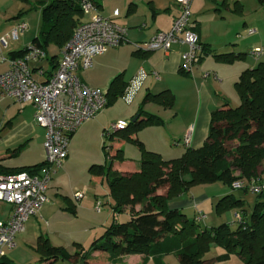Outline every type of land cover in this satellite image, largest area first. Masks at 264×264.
<instances>
[{
    "label": "crops",
    "instance_id": "crops-1",
    "mask_svg": "<svg viewBox=\"0 0 264 264\" xmlns=\"http://www.w3.org/2000/svg\"><path fill=\"white\" fill-rule=\"evenodd\" d=\"M99 4L100 13L103 16L127 29V41L98 55L89 69L80 70L78 75L82 82L91 88H103L108 91L116 77H119L127 85L141 69L145 70L148 75L133 102L127 103L121 96L118 97L95 117L85 121L72 135L69 155L61 168L62 173L71 170L75 145L79 144L85 136L92 135L93 140L103 149L102 131L109 122L124 121L129 123L135 116H139V119L146 118L148 114L158 117L157 123L142 128L131 137L143 142L147 149L160 153L164 159H170L166 158L164 153L167 146L169 151L176 154L187 149L181 141L188 128H192L189 147L194 149L202 147L209 135L212 112L223 108L226 103L232 105L230 102L233 99L238 100L235 82L240 74L248 68L257 66L260 62H264V52L258 57L253 56L250 52L253 47H261L264 50V24L248 20L247 12H245L249 5H254V9L257 11L264 9L260 1H192V29L198 34L200 44L209 46L215 53V48L219 44L222 45L221 48L246 55L244 59L232 63L221 62L213 55H207L194 66L193 72L190 74L181 71L182 55L188 50L186 44L175 43L169 51H143L135 46L137 43L148 41L159 31L171 30L174 20L180 12L179 5L174 0H99ZM33 10L40 11L38 26L30 20ZM115 10H118L117 16L114 15ZM231 12L245 18L244 40L239 39L240 33H237L238 38L233 42L230 41L232 39H229L231 37H228L231 30V24L228 21L231 20ZM208 17H211L209 24ZM21 21L29 23V31L26 30L18 39L11 40L9 45L2 50L5 59L0 58V73L9 68L8 59L13 57L14 52L27 49L33 39L40 35L41 28V7L36 5L34 0H0V38L8 34ZM33 30L35 35H33ZM249 30H254V33L249 34ZM257 35L254 42L247 41ZM32 36L34 37L32 38ZM257 42L262 43L263 46L256 45ZM51 49L52 52H50ZM62 51L63 49L51 45L47 50V60L41 63L32 62L34 77L40 81L48 79L54 72ZM244 51H248L250 54ZM53 56L57 57L51 62L50 58ZM39 67H43L44 75L38 73ZM154 72L159 74L160 80L155 77ZM165 90H169L174 95L172 106H164L151 100L145 101L149 94H158ZM119 99L125 105H120ZM118 106L123 110L117 111ZM35 113L36 110L32 103H20L0 95L1 172H10L23 166L38 165L45 160L46 129L36 122ZM110 113L113 115L109 118L106 115ZM176 141L180 143L175 144ZM134 144L138 150H129ZM113 148L115 149L112 152L113 155L122 148L124 157L122 161L116 162L115 170L122 173L137 171L139 163L131 161L139 160L141 157L137 143L125 140L121 138L120 134H117ZM261 169L264 174V160ZM58 174L59 172L56 173V176ZM63 175H59L57 179H55L56 176L53 178L47 191L48 202L38 215L32 216L26 222L24 231L20 232L16 239V247L6 252V256L15 264H24L16 261L17 253L25 254L31 249L34 252V247L41 236L48 238L50 243L55 246V240L64 237L63 222L69 214H72V209L77 215L82 214L83 210L89 209L91 202L89 200H85L83 203L76 201L73 195L75 189L71 191L67 188L66 183L63 182ZM93 179L95 182H103L102 177L99 176ZM84 187L89 189L87 183H84ZM94 196L96 201L99 200L97 190L94 191ZM175 202H170L169 207L179 209ZM12 213V205L0 200V222L9 219ZM129 217V209H125L118 216V220H127ZM34 253L35 256L27 254V260H34V258L35 260L32 262L39 260L38 253L36 251ZM94 256L97 254L95 253ZM166 256L168 255H165L163 259ZM142 260L143 256L139 254L123 257V262L127 264H140ZM59 262L71 264L67 260H58L53 264ZM147 264H155V262L150 258Z\"/></svg>",
    "mask_w": 264,
    "mask_h": 264
},
{
    "label": "trees",
    "instance_id": "trees-1",
    "mask_svg": "<svg viewBox=\"0 0 264 264\" xmlns=\"http://www.w3.org/2000/svg\"><path fill=\"white\" fill-rule=\"evenodd\" d=\"M34 1L41 7V28L40 35L32 43L46 52L51 45L63 49L84 16L81 0ZM92 1L100 9L99 0ZM259 1L264 7V0ZM26 51L14 52L13 57L22 56ZM207 55L232 63L244 59L246 54L215 53L209 46L202 45L201 59ZM56 57H51V62ZM126 86L116 77L106 90L108 104L122 96ZM235 88L240 104L233 107L226 103L223 108L214 110L209 135L203 146L197 149L187 147L180 157L164 159L160 153L147 149L143 142L131 137L142 128L157 123L156 115L132 119L124 129L116 132L114 135L120 134L121 138L137 143L141 161L133 173L115 171L107 163L89 167L94 177H102L109 184L113 222L100 238L93 241L90 250L77 244V259H73L63 247L52 245L48 238L39 237L34 250L39 255L40 264H53L58 260L90 264L96 258L110 264H127L123 257L135 254L143 256L140 264H147L150 258L155 264H166L163 258L169 254H174L180 264H213L203 257L211 243L222 245L228 253H237L246 264H264V201H257L249 216L242 198H236L233 192L222 197L216 206L218 211L240 210L234 215L235 222L239 224L235 230L228 223L203 230L199 224L206 216L197 219L203 213L196 211L192 220L182 210L169 207L172 200L201 183L222 182L234 191L237 190L234 183L242 182L239 189L264 196L261 169L264 160V62L244 70L235 82ZM173 99L174 95L165 90L149 94L145 101L172 106ZM103 151L107 158L109 151L105 141ZM115 155L123 160V149H118ZM43 165L44 161L10 172L0 170V173L34 172ZM258 179L263 187L255 191L254 185L258 184L254 181ZM161 188L167 189L166 194H158ZM136 204H141L140 211L135 210ZM125 209H129L130 217L119 221L118 216ZM72 214H75L73 209ZM97 252L100 254L94 256ZM0 264L15 263L5 253Z\"/></svg>",
    "mask_w": 264,
    "mask_h": 264
},
{
    "label": "built area",
    "instance_id": "built-area-1",
    "mask_svg": "<svg viewBox=\"0 0 264 264\" xmlns=\"http://www.w3.org/2000/svg\"><path fill=\"white\" fill-rule=\"evenodd\" d=\"M180 12L169 31H159L148 41L135 44L143 51L171 50L175 43L187 45L188 50L182 55L181 71L192 73L194 66L201 60L202 45L198 34L192 29L191 5L193 0H174ZM84 15L76 27L70 40L63 48L54 72L45 81L34 77L32 62H43L48 59L47 52L31 43L22 56L8 59L9 68L0 73V95L16 102H30L34 105L36 122L46 129L44 165L34 172L21 171L11 174L0 173V200L12 205L13 213L9 219L0 222V258L6 249L16 247L17 235L24 231L25 224L32 216L38 215L48 202L49 186L69 155L72 135L87 120L103 111L109 102L107 91L103 88H91L80 79L78 72L92 67L94 59L111 47H117L127 41V29L103 16L92 0L80 1ZM118 15V10L114 11ZM28 29V24L21 21L8 34L0 38V58L4 60L2 50L11 40H16ZM249 34L254 30H249ZM263 48H253L251 54L260 56ZM38 73L44 75L43 67ZM143 69L127 84L121 96L127 103L133 99L147 78ZM155 77L160 80L157 72ZM127 122L112 123L104 129V137H112L124 129ZM192 128H188L181 143L186 147L191 144ZM180 142L176 141L175 144ZM254 190H260V180H255ZM242 182L234 183L239 189ZM83 192L75 193V200L80 201ZM100 202L97 203L99 210ZM236 217H239L236 214ZM205 215L199 214L197 219Z\"/></svg>",
    "mask_w": 264,
    "mask_h": 264
},
{
    "label": "rangeland",
    "instance_id": "rangeland-1",
    "mask_svg": "<svg viewBox=\"0 0 264 264\" xmlns=\"http://www.w3.org/2000/svg\"><path fill=\"white\" fill-rule=\"evenodd\" d=\"M254 5H249L247 7V17L248 20H255L256 22H260L264 24V9L255 10ZM88 17V15H84L83 18ZM40 19V11L39 10H33L31 14V19L33 23H36L38 26ZM208 24L211 23V17H208ZM230 19L228 20L231 24V30L228 34V37H231L229 39H232L230 41H235L237 37V33L241 34L242 40H244L243 35V24L245 22L244 17H239L236 15V13L230 14ZM212 25H214L212 23ZM29 26V23H28ZM34 29V28H33ZM29 31V28L27 29ZM37 33V32H36ZM32 35V34H31ZM30 35V36H31ZM33 35H35L33 30ZM34 36H32L33 38ZM249 39L247 41L254 42L255 38ZM31 38V39H32ZM251 38V37H250ZM234 39V40H233ZM217 43V42H216ZM258 46H263L262 43H258ZM255 45V46H256ZM222 45L216 46V53H229L232 52L231 50L227 48H221ZM254 48V47H253ZM53 50L51 49L50 52ZM245 53H249L248 51H244ZM238 100H231V104L233 107H237L240 104V97L237 95ZM120 105H125L121 99H119ZM117 111L123 110L121 107H117ZM113 115V113H110L108 116L109 118ZM115 123V122H112ZM107 125L106 128H108L111 124ZM93 127V126H92ZM96 127V126H95ZM92 129V128H91ZM104 131H102V137L103 141L106 142V145L108 147L109 155L106 158L104 151L102 147H99L98 144L93 140L92 135L85 136L79 144L75 145V148L73 150V160H72V168L71 170H68L67 172L62 173V167L58 170L59 174L56 176L55 179L58 178L59 175H63V182L66 183L67 188L71 191L74 189V196L75 193L80 191L84 193V197L80 200L82 203L85 200H89L91 203L89 205V209L83 210L82 214H69L65 222H63V235L64 237L55 240V246L57 247H63L67 253L72 256L73 259H77L78 254V245L74 244L77 242L82 248L86 250H90L92 247V243L94 240L100 238V236L105 232L106 228L111 225L113 222L112 217V207L111 203L113 202V198L111 197V191L109 184L107 180L105 179L102 183L101 182H95L94 176L89 172V167L92 164H108L112 166V169L115 170V164L117 161H122L116 157V153L114 155L112 154L113 151H115L114 142L116 139V135L112 137H104ZM234 143H230V145H233ZM129 150H138V147L134 144L130 147ZM169 151V148L164 150L165 157L166 158H177L180 157L184 151L181 153H174L172 151ZM141 153V150H139ZM173 155H175L173 157ZM177 155V156H176ZM137 157V156H136ZM44 159V158H43ZM135 163H139L141 161V157L139 160H131ZM117 171V170H115ZM57 172V173H58ZM119 172V171H118ZM54 176V177H55ZM264 176V174H263ZM84 183H87L89 189L84 187ZM98 193L99 200L96 201L94 196V191ZM167 189L161 188L158 190V194H166ZM230 192H233L236 198H242L245 202L244 208L247 210L249 216L251 215L253 208L257 201H264V196H259L254 191H248L245 192L242 189H237L232 191L229 186L222 182H213V183H201L196 184L192 186V188L183 193L182 195L175 198L176 205L181 208V210L192 220L195 218L196 211L203 213L206 218L205 220L200 222V228L201 229H208L212 226H218L222 223H228L230 227L235 230L238 228V223L235 222L234 215L235 212L240 211L239 208H231L224 211H218L216 206L219 200L224 197L225 195L229 194ZM100 202L99 210L97 209V203ZM197 206V207H196ZM197 209V210H196ZM135 210L140 211L141 210V204L135 205ZM18 237V235H17ZM17 239V238H16ZM23 247V246H21ZM18 249V248H17ZM15 249V250H17ZM20 249V247H19ZM9 249H6V252H8ZM14 251V250H13ZM35 252V251H34ZM31 249L30 252L23 253L19 252L18 255L15 257L16 261L23 262L24 264H40L39 260L36 262H32L35 260H27L28 256L27 254H30L32 256H35V253ZM97 255L100 253L97 252ZM228 254L227 257H223L224 255ZM204 260L213 263V264H246V262L237 254V253H228L227 250L220 244L217 243H211L208 250L204 253ZM31 261V262H30ZM164 262L166 264H180L179 259L175 255H168L165 257ZM106 263L101 258H96L92 260L90 264H104ZM56 264H68V263H56ZM77 264H82L80 261Z\"/></svg>",
    "mask_w": 264,
    "mask_h": 264
},
{
    "label": "water",
    "instance_id": "water-1",
    "mask_svg": "<svg viewBox=\"0 0 264 264\" xmlns=\"http://www.w3.org/2000/svg\"><path fill=\"white\" fill-rule=\"evenodd\" d=\"M139 116H135L134 121L138 119Z\"/></svg>",
    "mask_w": 264,
    "mask_h": 264
}]
</instances>
